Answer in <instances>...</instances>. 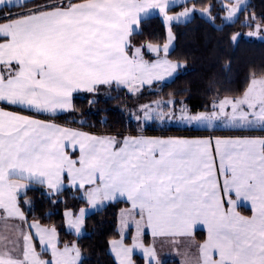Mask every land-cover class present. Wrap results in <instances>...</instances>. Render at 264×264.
<instances>
[{"label":"snow or ice","instance_id":"obj_1","mask_svg":"<svg viewBox=\"0 0 264 264\" xmlns=\"http://www.w3.org/2000/svg\"><path fill=\"white\" fill-rule=\"evenodd\" d=\"M173 6L177 0H0V264H81L76 242L62 244L55 226L29 221L27 193L36 188L52 204L66 189L75 190L92 209L126 199L131 207L121 210L120 238L109 242L117 264H134L135 249L146 264H161L155 247L142 242L145 229L153 237H191L198 225L207 238L198 245L196 264H264V135L120 141L52 122L74 111L75 92L114 85L137 95L177 74L184 65L168 59L171 26L190 21L197 6L185 3L170 15ZM248 7L247 0H220L227 22ZM153 11L168 27L167 42L135 46L134 33ZM200 15L215 23L212 5L201 7ZM244 26L252 29L247 36L264 39V17L253 12ZM240 35L232 34L230 43ZM145 48L155 60L145 59ZM167 103L169 111L159 102L156 109L140 106L137 121L264 133V68L250 70L238 96L217 89L204 110L193 112L181 102L177 114L176 102ZM44 114L48 119L36 118ZM242 203L251 215L238 211ZM88 208L63 214L77 237ZM130 227L135 234L128 245Z\"/></svg>","mask_w":264,"mask_h":264},{"label":"trees","instance_id":"obj_2","mask_svg":"<svg viewBox=\"0 0 264 264\" xmlns=\"http://www.w3.org/2000/svg\"><path fill=\"white\" fill-rule=\"evenodd\" d=\"M247 13H241L232 23H225L224 13L220 11V0H187L200 9L212 5L215 23L195 15L185 23L172 24L174 46L169 51L168 59L181 62L182 70L169 82L145 87L140 94L132 95L126 89L101 86L94 93L79 92L73 95L74 111L59 115L53 120L78 126L90 132L108 135H135L138 133L133 119L136 99L142 101L174 100L183 102L193 112L204 110L216 93L238 96L246 87L249 72L264 68V41L252 40L246 34L252 30L244 22L253 12L257 17H264V0H248ZM240 33L238 42L230 43V36ZM166 40L165 26L158 16L141 20L139 29L134 33L132 42L135 46L147 43L163 44ZM152 60L155 56L147 53ZM228 64L226 69L225 65ZM138 96V97H137ZM166 107H164L165 109ZM142 132L159 135H194L188 128L174 126L161 127L152 121L145 125ZM43 189L29 190L27 198L32 201V209L25 207L29 221L36 219L43 226H55L63 243L76 242L82 251L81 264H116L109 251V242L119 238L118 214L127 207V203L116 201L104 205L85 216L82 233L77 237L66 230L64 212H74L86 206L79 192L66 189L55 204L41 196ZM23 204V202H22ZM244 214L249 210L241 208ZM132 230L124 238L131 242ZM196 239L201 240L200 232ZM145 243L147 237L143 238ZM44 258L48 259L47 254ZM134 264H144V260L133 256ZM161 264H179L177 260H167Z\"/></svg>","mask_w":264,"mask_h":264},{"label":"crops","instance_id":"obj_3","mask_svg":"<svg viewBox=\"0 0 264 264\" xmlns=\"http://www.w3.org/2000/svg\"><path fill=\"white\" fill-rule=\"evenodd\" d=\"M152 16H158L159 17L160 14H159L158 11H153L148 16H145L142 19H145V18H148V17H152ZM138 29H137V31H138ZM144 50L147 52L146 48ZM147 53H149V52H147ZM150 54L155 56L153 53H150ZM155 59L156 58H154L152 60H155ZM181 70H182V68L178 71V73ZM177 74H175L171 78H167L165 81L156 82L154 84H163V83L169 82ZM99 87H101V86H99ZM145 87H150V86L146 85V86H144V88ZM79 92H85V91H78V92H75L74 94L79 93ZM0 107H5V106L0 105ZM6 110H16V109H12L11 107H7ZM66 113H69V112L59 113V114L56 115V117L59 116V115L66 114ZM21 114H24V115H36L34 113H28V112H21ZM36 118L48 119V116L46 114H44V115H39ZM52 122L57 124V125H60L62 127H68V128L76 129V130H79V131H82V132H85V133H89V134H93V135H97V136H114L120 141H122L123 138L126 137V136H140V135H143V136H146V137H162V138H167V137H185V138H189V139H192V138H207V137H212V138H215V137H238V136H252V137H256V136L264 135V133H261L259 131L226 130V129H223L222 127H217V128H213V129H203V128H197L195 126H191V127L186 126V125H181L180 126L177 123H171V124L169 123V125H167L165 123L163 124L161 122H158L157 124H159L161 127L162 126L163 127H165V126H174V127H178V128L192 129V130H194L196 132H192L194 135L190 134L188 136L185 135V134L184 135L183 134L182 135L175 134V135H166L165 136V135H159V134H146V133L142 132L143 128H141V129L138 128V133L135 134V135L126 134V135L118 136V135L98 134V133L90 132V131L85 130L83 128H80L78 126H74V125H71V124L59 123V122H57L55 120H52ZM154 122H157V121H154ZM68 151H69V153L71 155H73L74 158L76 156H78V152H72V150L70 148L68 149ZM213 151H214V145H213ZM216 164H217V166L219 164V158L218 157L216 158ZM80 195H81V198L83 199L82 193H80ZM116 201H123V202L127 203V207H125L123 209H129L131 207L130 203L127 202L126 199H118ZM116 201H114V202H116ZM111 203H113V202H111ZM107 204H109V203H107ZM83 208H88L87 204ZM99 208H101V207H97L95 209L88 208V211H87L86 215L94 212L95 210H97ZM241 208L247 209L250 212L249 214H244V213L240 212L242 215H245V216L251 215V207H250V205L242 203L240 205V207L238 208V211ZM78 211H76V212H78ZM120 213H121V211L118 214V231H119V234H120ZM64 224H65L66 230L69 231L70 233L74 234V232H72L70 229H68V227H67V225L65 223V220H64ZM2 227H3V221H0V228H2ZM129 229L132 230L131 232H132V237H133V235L135 234V229H134V227H130ZM128 230L126 231L124 238L127 236ZM198 232H200V234L202 235V239L201 240H197L196 239V234ZM81 233H82V231H81ZM144 237H147V240H148L147 243H145L143 241ZM119 238H120V236H119ZM119 238H117V239H119ZM206 238H207V230H206V228L203 225H198L193 230V235L191 237H189V236H179V235H177V236H156V237H153V235L151 233V230L145 229L141 239H142V242H143V244L145 246H148V247L154 246L155 247V250H156V252L158 254V257L160 258L161 262H164V261H167V260H177L179 262V264H184L185 261H188L189 264H196V261H197V259L199 257L198 245L200 243H202L204 240H206ZM131 243H132V238H131V242L130 243H126V244L131 245ZM109 251H110V254L112 255L114 261L117 264L116 257L111 252L110 243H109ZM134 255H137V256L141 257L144 260V264H146V259H145L144 254H143V252L141 250L135 249L133 251V256ZM47 256H48V259H50V254H47Z\"/></svg>","mask_w":264,"mask_h":264},{"label":"rangeland","instance_id":"obj_4","mask_svg":"<svg viewBox=\"0 0 264 264\" xmlns=\"http://www.w3.org/2000/svg\"><path fill=\"white\" fill-rule=\"evenodd\" d=\"M186 1H187V0H177V6H173V7L170 9L169 14H170V15H175L176 13L182 11V7L179 6V5H183V4H185ZM247 1H248V0H247ZM186 4H187L188 7H192V4H191V3H186ZM195 15H199V16H201V15H200V9L197 8V12L194 14V16H195ZM224 15H225V13H224ZM224 15H223V17H224ZM194 16H193V17H194ZM201 17H203V16H201ZM159 18H160L161 22L163 23V25L165 26V30H166V40H165L164 43H166V42H167V32H168V27L166 26V24H165V22H164L163 16L160 15ZM203 18H206V17H203ZM206 19H207V18H206ZM224 22H225V23H232L233 21H232V22H227V21L224 20ZM181 23H185V22H181ZM173 24H177V23H173ZM173 35H174V34H173ZM246 37L249 38V39H252V40H262V41H264V39H261L259 36L249 37V36H247V34H246ZM164 43H163V44H164ZM163 44H159V45L163 46ZM173 46H174V41L172 42V45L170 46L169 51L172 49ZM145 58L149 60V58H148L147 56H145ZM139 94H140V93H139ZM137 95H138V94H137ZM137 97H138V96H137ZM138 100H139V99H136L135 102H134V107H135V109H137V111H134V112H133L134 115H133L132 117H133L134 121H136L137 128L141 129V128H144L145 124H146V125H149L152 121H149V122L137 121V119H136V114L138 113L140 106L145 105V104H148V105H151L154 109H156V108H157V102H159L160 100H155V101H152V102H151V101H142V100H140L139 102H137ZM172 100H173V99H172ZM168 101H169V100H163V102H159L160 108H163V109H164V107H166V108L164 109L165 111H169V110H171L173 106H172V105H169V104L167 103ZM180 106H181V103H177L176 105H174V108H175L177 114H178V112H179V108H180ZM157 110H158V109H157ZM158 122H160V121H157V123H158ZM164 123L167 124V125H169V123H170V124H171V123H177V124L180 125V126L183 125V124L178 123V122H176V121H166V122H164ZM164 123H163V124H164ZM141 124L143 125V127H141ZM172 125H173V124H172ZM159 126H160V125H159Z\"/></svg>","mask_w":264,"mask_h":264}]
</instances>
